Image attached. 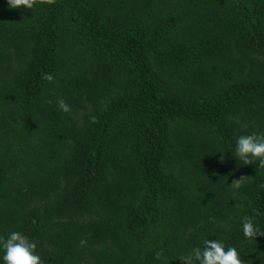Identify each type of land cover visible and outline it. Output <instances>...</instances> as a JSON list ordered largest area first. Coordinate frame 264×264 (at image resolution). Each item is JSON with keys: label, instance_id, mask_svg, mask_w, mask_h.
Instances as JSON below:
<instances>
[{"label": "trees", "instance_id": "16d2710c", "mask_svg": "<svg viewBox=\"0 0 264 264\" xmlns=\"http://www.w3.org/2000/svg\"><path fill=\"white\" fill-rule=\"evenodd\" d=\"M261 129L264 0H0V235L45 264H181L202 238L264 264L239 229L264 231V168L230 154Z\"/></svg>", "mask_w": 264, "mask_h": 264}, {"label": "clouds", "instance_id": "9594fccd", "mask_svg": "<svg viewBox=\"0 0 264 264\" xmlns=\"http://www.w3.org/2000/svg\"><path fill=\"white\" fill-rule=\"evenodd\" d=\"M34 0H6L9 9H32ZM42 79L51 81L52 75L45 73ZM56 106L61 112H68L69 106L62 97L56 99ZM231 157L239 164H254L255 168H264V129L254 130L235 137L230 146ZM220 159H223L221 154ZM244 177L233 180L229 186L239 188ZM264 187V185H262ZM237 207L243 205L237 204ZM211 220L212 218L209 217ZM240 234L244 240H252L264 231L253 217L243 214L239 218ZM83 243V241H81ZM159 259L161 253H154ZM178 260L181 264H246L236 247L227 245L222 239H205L182 253ZM0 264H45L36 252V242L18 230H11L0 235Z\"/></svg>", "mask_w": 264, "mask_h": 264}]
</instances>
